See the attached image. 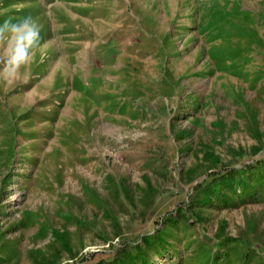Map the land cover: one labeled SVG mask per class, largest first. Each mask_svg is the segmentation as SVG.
Listing matches in <instances>:
<instances>
[{
    "label": "rangeland",
    "instance_id": "374dc122",
    "mask_svg": "<svg viewBox=\"0 0 264 264\" xmlns=\"http://www.w3.org/2000/svg\"><path fill=\"white\" fill-rule=\"evenodd\" d=\"M26 16L0 264H264V0H0Z\"/></svg>",
    "mask_w": 264,
    "mask_h": 264
},
{
    "label": "clouds",
    "instance_id": "9594fccd",
    "mask_svg": "<svg viewBox=\"0 0 264 264\" xmlns=\"http://www.w3.org/2000/svg\"><path fill=\"white\" fill-rule=\"evenodd\" d=\"M0 76L8 82L18 79L35 63L36 53L41 50L40 24L31 16L0 25Z\"/></svg>",
    "mask_w": 264,
    "mask_h": 264
}]
</instances>
